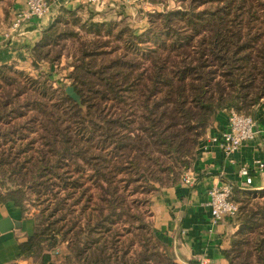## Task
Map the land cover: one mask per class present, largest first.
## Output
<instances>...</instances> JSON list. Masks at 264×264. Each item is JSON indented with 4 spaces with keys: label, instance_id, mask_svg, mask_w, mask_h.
Segmentation results:
<instances>
[{
    "label": "trees",
    "instance_id": "trees-1",
    "mask_svg": "<svg viewBox=\"0 0 264 264\" xmlns=\"http://www.w3.org/2000/svg\"><path fill=\"white\" fill-rule=\"evenodd\" d=\"M207 2L210 3V7L204 13L196 14L195 9L186 7L183 11L158 14L159 17L171 23L165 22V26L162 27L167 31L158 29L160 32L155 34L153 29L156 27L153 21L151 22L152 27L149 33L157 36V44H161L162 47L159 48L160 50H152L153 64L146 69V72L134 75L138 67L123 64L118 61L119 58L110 60L106 63L107 65L104 63V66L99 68L86 62L76 66V71H82L84 77L88 75L100 77L92 79L93 88L91 89L92 100H98L101 97L97 103L100 107H102L103 98L115 86L125 84L127 89L124 92L134 95L130 113L119 114L114 119L105 118L102 125H94L92 122L94 116L88 113L84 118L91 125L83 129L79 127L80 130L88 133L89 138L84 140L87 138L84 135L82 139L88 147H91V140L98 132L96 126L100 127L102 130L100 141L107 146L111 145L120 165L112 164V160L104 151L93 155L91 154V152L94 153L93 151L87 150L89 157H85L86 163L95 170L94 175L89 176L88 180L93 179V185L100 188V203L94 202V195L90 193V187L82 182V177L72 183V189H68L65 185L66 189L71 190L67 197H74L77 189H80L79 198L87 196L78 217L70 224L64 223L57 228L58 222L65 221L66 217L60 216L61 208H54L46 217L40 216L37 218V229L34 236L21 245V254L28 256L40 254L41 264H57L52 261L51 254L45 251L57 252L59 248L64 247L63 251L67 254L64 264H176L168 248L156 238L152 225L142 216L130 213L126 196L121 192L119 185L121 180H116L113 169H130L132 172L145 169L149 172L151 165L148 160L143 161V156L150 157L157 148L164 153H169L179 165L186 166L187 159L192 152L190 143L193 144L196 141L193 131L206 128L210 122L217 121L221 112L230 109L251 116L254 109L250 113L248 109L255 108L264 98V74L259 79L264 65L258 69L249 64L246 66L242 64L240 54L245 53L237 47L241 35L239 31H227L225 22L231 9H226V5L224 7L220 5L228 1L209 0ZM61 14H55L53 23L43 31L40 42L30 50V63L34 68H38L44 62L42 50L52 47L58 31H65L57 23ZM67 15L76 14L67 13ZM194 15L197 16V21L194 20ZM171 17H178L176 24H172ZM96 27L100 26L96 25ZM47 51L44 57L49 54L46 53ZM260 54L264 64V51ZM13 65L15 64H0V75L4 76V71ZM126 70L130 72V80L128 74L125 73ZM143 78H145L144 81H142ZM101 79L105 85L98 84ZM3 80L6 84L11 83L10 79L4 78ZM79 84L80 80L74 84V88L81 97L82 103L87 104L90 111L92 105L88 100L86 101L89 96H85L84 86H78ZM19 93H28V89L21 86ZM62 99L68 104V108L74 110L75 115H81L83 111L80 106L67 94L63 93ZM34 108L40 116L52 114L51 124L57 125L58 120L55 119L59 112L55 108L46 110V105L38 101ZM0 109V123L14 114V109L10 108L9 103H3ZM137 115H140L139 118L136 117ZM124 121L127 122L125 126L131 124L132 127L123 130L126 129L123 125ZM19 128L16 134L14 128H0V136L4 141L16 135L24 138L25 135L21 131L22 126ZM49 131L51 133L47 136L52 139L51 150L58 154L56 160L58 161L74 146L73 141L66 138L68 140L63 142L65 146L59 148L57 140L60 138L58 137L60 130L51 128ZM72 150L78 152L77 146ZM40 154L43 161L42 164H38L39 169L45 166L54 171L56 166H59V163H54L53 159L46 158L44 150H40ZM5 162L7 161H0V167ZM16 170H20V167ZM13 172L17 173L13 169L8 173L0 171V187L7 192V196L26 193L27 184L32 182L26 176L19 180L12 178ZM162 173L176 176L173 166L162 168ZM173 182L177 180L174 179ZM245 192L249 190L236 188L233 194V200L239 205V211L232 220L237 231L230 239L229 248L223 251L229 264H234L231 255L235 250L234 245L240 242L238 237L244 233L251 222H254L256 214L253 208L248 210L241 208L236 200L237 195ZM3 198L0 193V199ZM73 203L78 204L76 200ZM74 211L75 209H68L65 213L72 216ZM52 216L54 219H51ZM82 216L84 222H82ZM125 216H127L125 220L130 221L131 226L127 228L126 234H122L118 231L117 224ZM136 237H139L141 250L135 249L137 250L136 255L130 258L129 254L136 243L132 238ZM257 245L260 254L259 262L264 264V237L258 241Z\"/></svg>",
    "mask_w": 264,
    "mask_h": 264
},
{
    "label": "rangeland",
    "instance_id": "rangeland-1",
    "mask_svg": "<svg viewBox=\"0 0 264 264\" xmlns=\"http://www.w3.org/2000/svg\"><path fill=\"white\" fill-rule=\"evenodd\" d=\"M7 1L9 0H0V5L6 4ZM207 1L209 0H115L112 5H107L103 3V0H85V3L73 9L70 6H59L58 4L54 6L57 1L50 0L52 12L54 11L55 14L62 13L57 23L60 24L59 27L65 30L58 31L63 35H58V33L52 47H46L42 50L44 62L38 68H34L31 63L29 66L15 64L4 71V76L0 75V108L3 103H9L10 108L14 109L12 117L0 123V128H14L16 134L20 129L19 127L22 126L21 131L25 135L24 138H19L17 135L9 137L8 141H4L0 136V161H7L0 167V171L8 173L13 169L17 173L13 172L12 178L19 180L26 176L29 181H32L27 184L26 193L17 195L26 202L27 208L34 212L36 219L42 215L46 217L54 208L58 207L61 208L60 216L66 217L65 221L58 222L57 228L64 223L70 224L71 221H75L82 204L87 200V196L79 198L80 189L76 190L72 198L67 197V194L71 191L68 189H72V183L77 181L79 177H82V182L90 187V193L94 195V202L100 203V188L93 185V179L88 180L89 176L94 175L95 170L86 163L85 157H89L87 150L93 151L94 153L91 152L93 155H98L104 151L112 160V164L120 165L111 145L107 146L100 141L102 138L100 127L96 126L98 132L91 140V147L85 144L84 140H87L89 136L82 129L91 124L84 117L91 113L94 116L92 118L93 124L102 125L105 118L114 119L119 114L130 113L132 111L130 105L133 104L134 95L124 92L127 89L125 84L115 86L103 98L102 107H100L97 103L101 97L98 100L91 99L93 93L91 92L93 88L92 79L100 77H92V75L84 77L82 71H76V66L86 62L99 68L104 66V63L107 65L106 63L110 60L119 58L118 61L123 64L138 67L134 75L146 72V69L153 64L152 50L162 47L161 44H157L158 38L155 34L160 32L158 29L167 31L162 27L165 26V22H169L159 17L158 14L183 11L186 7L195 9L196 14L204 13L210 7V3ZM226 1H228L225 2L226 4H220L222 7L226 5V9H231L225 25L227 31H239L238 33L241 35L237 47L245 53L244 55L240 54L243 60L242 64L245 66L249 64L259 69L264 65L260 54L261 51H264V0ZM67 13H75L76 15H67ZM171 18L172 24H176L178 17ZM193 18L198 20L196 15ZM152 21L156 27L153 29L155 34L149 33ZM169 24L171 23L169 22ZM96 25L100 27H96ZM45 51L49 53L47 57L43 56ZM89 55L94 57L91 58ZM125 73L128 74L130 80L129 70H126ZM260 74L259 79L263 76L264 69ZM4 78L10 79L11 83L6 84ZM77 79L80 80L78 86H84L85 96H89L86 101L88 100L92 105L89 111L87 104L82 103L81 97L80 103L74 101L83 111L79 116L75 115L74 110L68 108V104L62 99V94H66V88L74 87V84L78 83ZM100 82H98L99 85H105L103 79ZM21 86H25L28 93H19ZM96 88L100 89L99 87ZM116 92L119 93L118 96ZM37 101L46 105V110L55 108L59 112L56 114L57 119L55 120H58L56 126L51 124L53 121L51 119L52 114L40 116L39 112L35 110ZM262 103H264V98L259 104ZM103 108L105 109L102 111ZM255 108L248 109L249 113ZM139 116L136 117L139 118ZM126 123L124 121L123 125L125 126ZM214 124L213 121L206 128H198L193 131V137L196 135V141L193 144L190 143L192 152L187 159L186 166L179 165L169 153H164L157 148L150 157L143 156V161L148 160L149 165H151L149 172L145 169L140 172H132L130 169H113L116 180H121L119 185L122 189L121 192L126 196L130 213L142 216L153 227L152 205L154 198L163 189L181 183L182 177L192 169L198 150L201 144L207 141ZM79 127L82 129L80 130ZM125 127L126 129L123 130L129 129L132 125ZM51 128L52 130L56 128L60 130L58 133L60 138L57 140L59 148L65 146L63 142L72 139L73 147L77 146L78 152L73 151V147H71L67 154L65 152L63 157L56 161L58 154L51 150L52 139L47 136L51 133L49 131ZM84 135L87 138L82 140ZM40 150L46 152L47 159H53L54 163H59L54 171L45 168V166L41 169L38 168V164H42L43 161ZM53 166L55 167V164ZM166 166H173L176 176L162 173V168ZM17 167H20V170H16ZM174 179L177 182L174 183ZM65 185L68 189L65 188ZM74 200L78 203L77 205H74ZM236 200L240 203L241 208H246V210L253 208L256 214L254 222H251L244 233L238 237L240 242L234 245L235 250L232 251L231 258L234 264H260L257 243L264 237V190L245 192L237 195ZM68 209H75L72 216L65 213ZM126 218L127 216L122 221L119 220L117 224V229L122 234H126L127 228L131 226L130 221L125 220ZM51 219H54L53 216ZM82 222H84L83 216ZM139 237L132 238L136 243L133 245V251L131 250L129 254L130 258H134L136 251L141 250L138 242ZM135 249L137 250L135 251Z\"/></svg>",
    "mask_w": 264,
    "mask_h": 264
},
{
    "label": "crops",
    "instance_id": "crops-1",
    "mask_svg": "<svg viewBox=\"0 0 264 264\" xmlns=\"http://www.w3.org/2000/svg\"><path fill=\"white\" fill-rule=\"evenodd\" d=\"M59 6L78 8L85 0H55ZM115 0H103L112 5ZM26 0H9L0 5V64L29 66L30 50L41 40L42 33L53 23V11L44 19H33L21 25L17 31L11 26L17 15L25 9ZM8 4V6H7ZM257 132L254 140L245 143L237 152L226 156L222 149L210 143V138L229 126L227 112H221L201 144L191 171L195 174L192 186L177 183L165 188L154 198L152 205L153 229L156 238L169 250L176 264H229L223 251L229 248L230 239L237 231L232 220L217 224L211 222L209 191L225 183L249 191L264 190V170L256 167L264 162V103L259 104L252 115ZM249 166L253 184L245 187L240 170ZM4 197L0 199V264H41V255L21 254V245L34 236L37 219L18 195H8L0 187ZM64 247L50 253L52 261L64 264L67 254Z\"/></svg>",
    "mask_w": 264,
    "mask_h": 264
},
{
    "label": "built area",
    "instance_id": "built-area-1",
    "mask_svg": "<svg viewBox=\"0 0 264 264\" xmlns=\"http://www.w3.org/2000/svg\"><path fill=\"white\" fill-rule=\"evenodd\" d=\"M52 12L50 0H26L25 9L22 10L13 22L11 29L17 31L21 25L33 19H44ZM229 119L228 129L219 132L210 138V143L219 146L226 156L237 152L245 143L256 137V120L254 117L240 114L235 109L226 111ZM256 167L264 170V162L257 161ZM240 175L245 178V187L253 184L251 168L245 166L240 170ZM181 183L192 186L195 183V174L190 170L181 179ZM237 187L231 183L214 186L209 191V207L211 222L217 224L225 220H233L238 211L239 205L233 200V194ZM200 264H209L208 261H201Z\"/></svg>",
    "mask_w": 264,
    "mask_h": 264
},
{
    "label": "water",
    "instance_id": "water-1",
    "mask_svg": "<svg viewBox=\"0 0 264 264\" xmlns=\"http://www.w3.org/2000/svg\"><path fill=\"white\" fill-rule=\"evenodd\" d=\"M66 94L75 102L80 103V96L76 92L75 88L72 86H69L66 88Z\"/></svg>",
    "mask_w": 264,
    "mask_h": 264
}]
</instances>
